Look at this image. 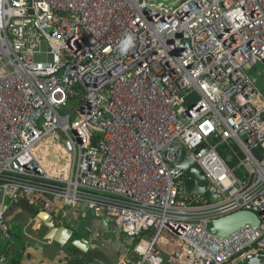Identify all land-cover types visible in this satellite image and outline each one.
Wrapping results in <instances>:
<instances>
[{
	"label": "built area",
	"instance_id": "2783aa9c",
	"mask_svg": "<svg viewBox=\"0 0 264 264\" xmlns=\"http://www.w3.org/2000/svg\"><path fill=\"white\" fill-rule=\"evenodd\" d=\"M260 62L264 0L159 14L145 0H0V232L11 239L6 212L21 201L58 219L83 204L129 237L152 232L133 264H164L165 232L173 264L264 254ZM182 150L217 196L186 191ZM240 211L260 223L208 229Z\"/></svg>",
	"mask_w": 264,
	"mask_h": 264
},
{
	"label": "crops",
	"instance_id": "0c3cea01",
	"mask_svg": "<svg viewBox=\"0 0 264 264\" xmlns=\"http://www.w3.org/2000/svg\"><path fill=\"white\" fill-rule=\"evenodd\" d=\"M5 218L12 237L6 239L0 232V260L5 258L7 264H61L66 260L80 264H120L124 260L133 264L152 237V232L140 239L129 237L108 216H97L83 204L72 209L67 219H58L21 201L9 207ZM172 236L158 242L164 264H173L168 257L179 249V241H173ZM140 240L141 249L137 248ZM76 241L84 242L85 249Z\"/></svg>",
	"mask_w": 264,
	"mask_h": 264
},
{
	"label": "water",
	"instance_id": "95a60500",
	"mask_svg": "<svg viewBox=\"0 0 264 264\" xmlns=\"http://www.w3.org/2000/svg\"><path fill=\"white\" fill-rule=\"evenodd\" d=\"M176 1L178 0H145L147 8L155 10L156 14H159L160 10L166 12L168 7ZM180 29L182 30V27H180ZM180 47H182L181 44ZM254 70L257 73L260 72V69L257 66L254 67ZM262 79L264 81V78ZM181 156L182 160L179 163L174 164V167L180 168L191 175V177H187L185 179L186 191L202 192L207 197L217 196V194H212L206 189L208 180L198 167L193 166V161L187 156L186 150L181 151ZM242 171L244 172V170ZM199 181H203V184L200 185ZM247 223L258 225L260 223V219L253 212L240 211L229 216L213 220L208 223L207 227L209 230H213L217 236L224 237ZM83 243L84 242L82 241L81 243L76 241V244L80 245L81 248L84 247ZM248 264H264V254L254 255L252 259L248 260Z\"/></svg>",
	"mask_w": 264,
	"mask_h": 264
},
{
	"label": "rangeland",
	"instance_id": "374dc122",
	"mask_svg": "<svg viewBox=\"0 0 264 264\" xmlns=\"http://www.w3.org/2000/svg\"><path fill=\"white\" fill-rule=\"evenodd\" d=\"M46 49H47V44L46 43H43L42 44V50L45 52ZM37 59L38 60H45V59H47V55L46 54L37 55ZM258 67L262 71H264V63L263 62H260L258 64ZM250 74H252L258 80V85H259L260 89L264 92V81L262 79L263 78L262 77V74H259V73L255 72V70H251L250 71ZM194 96L197 97V94L195 93ZM77 103H78V101H74L73 102V101L70 100L69 105L75 106ZM71 111H72V108H65L63 110L64 113H68V112H71ZM84 221H86V220H84ZM113 237L114 236H111V238H113ZM162 237H169V234L165 232V233H163ZM172 240L173 241H177V243H178V238L176 236H172ZM120 264H125V261L124 260L121 261ZM242 264H248V260L247 261H244Z\"/></svg>",
	"mask_w": 264,
	"mask_h": 264
},
{
	"label": "trees",
	"instance_id": "16d2710c",
	"mask_svg": "<svg viewBox=\"0 0 264 264\" xmlns=\"http://www.w3.org/2000/svg\"><path fill=\"white\" fill-rule=\"evenodd\" d=\"M69 264H80V263H77V262H75V263H74V262H70Z\"/></svg>",
	"mask_w": 264,
	"mask_h": 264
}]
</instances>
